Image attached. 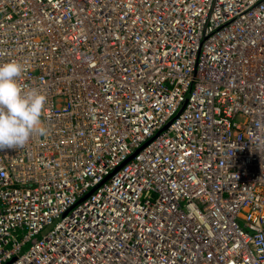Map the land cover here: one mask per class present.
Wrapping results in <instances>:
<instances>
[{
  "label": "built area",
  "instance_id": "obj_1",
  "mask_svg": "<svg viewBox=\"0 0 264 264\" xmlns=\"http://www.w3.org/2000/svg\"><path fill=\"white\" fill-rule=\"evenodd\" d=\"M11 60L0 264H264V0H0Z\"/></svg>",
  "mask_w": 264,
  "mask_h": 264
},
{
  "label": "clouds",
  "instance_id": "obj_2",
  "mask_svg": "<svg viewBox=\"0 0 264 264\" xmlns=\"http://www.w3.org/2000/svg\"><path fill=\"white\" fill-rule=\"evenodd\" d=\"M25 65L18 60L0 64V149L25 146L33 136L47 134V94L26 89L21 77Z\"/></svg>",
  "mask_w": 264,
  "mask_h": 264
},
{
  "label": "rangeland",
  "instance_id": "obj_3",
  "mask_svg": "<svg viewBox=\"0 0 264 264\" xmlns=\"http://www.w3.org/2000/svg\"><path fill=\"white\" fill-rule=\"evenodd\" d=\"M67 213H68V212H67ZM67 213H65V214H67ZM65 214H63V215H65ZM56 222H57V219H55L54 222H53L52 224L47 225V226L45 227V229H44L43 231H41V233H40L39 235H37V236H35V237L33 238V241H36V240L39 239L40 237L44 236L49 230H51V229L54 227V225H55Z\"/></svg>",
  "mask_w": 264,
  "mask_h": 264
}]
</instances>
